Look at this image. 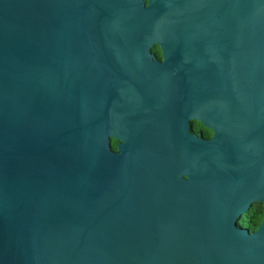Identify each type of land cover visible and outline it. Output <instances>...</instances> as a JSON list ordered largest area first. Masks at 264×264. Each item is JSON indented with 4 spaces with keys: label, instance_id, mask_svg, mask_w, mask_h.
Masks as SVG:
<instances>
[{
    "label": "water",
    "instance_id": "obj_1",
    "mask_svg": "<svg viewBox=\"0 0 264 264\" xmlns=\"http://www.w3.org/2000/svg\"><path fill=\"white\" fill-rule=\"evenodd\" d=\"M255 203L264 0H0V264H264Z\"/></svg>",
    "mask_w": 264,
    "mask_h": 264
},
{
    "label": "trees",
    "instance_id": "obj_2",
    "mask_svg": "<svg viewBox=\"0 0 264 264\" xmlns=\"http://www.w3.org/2000/svg\"><path fill=\"white\" fill-rule=\"evenodd\" d=\"M204 138H209L211 132L205 128H199ZM111 148L115 149V141L111 140ZM264 218V209L262 204L255 203L251 208L238 220V226L254 232L258 229Z\"/></svg>",
    "mask_w": 264,
    "mask_h": 264
},
{
    "label": "flooded vegetation",
    "instance_id": "obj_3",
    "mask_svg": "<svg viewBox=\"0 0 264 264\" xmlns=\"http://www.w3.org/2000/svg\"><path fill=\"white\" fill-rule=\"evenodd\" d=\"M151 61L155 62L156 64H161L165 58V55L163 54V52L159 49V47L157 46H153V48L151 49ZM187 132L189 135H193V136H198L201 135L202 136V132L200 131V127H202L198 122H196L195 120H189L187 122ZM211 132V131H210ZM213 133L211 132V136L209 138H203L204 139H210L212 137ZM116 146H117V141H115V149H112L113 151H116Z\"/></svg>",
    "mask_w": 264,
    "mask_h": 264
}]
</instances>
